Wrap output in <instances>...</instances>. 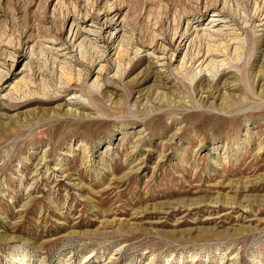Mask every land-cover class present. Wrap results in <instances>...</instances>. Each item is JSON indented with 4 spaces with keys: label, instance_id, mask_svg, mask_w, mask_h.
<instances>
[{
    "label": "rangeland",
    "instance_id": "rangeland-1",
    "mask_svg": "<svg viewBox=\"0 0 264 264\" xmlns=\"http://www.w3.org/2000/svg\"><path fill=\"white\" fill-rule=\"evenodd\" d=\"M208 27L241 47L205 76ZM0 74V264H264V0H0Z\"/></svg>",
    "mask_w": 264,
    "mask_h": 264
},
{
    "label": "bare ground",
    "instance_id": "bare-ground-1",
    "mask_svg": "<svg viewBox=\"0 0 264 264\" xmlns=\"http://www.w3.org/2000/svg\"><path fill=\"white\" fill-rule=\"evenodd\" d=\"M73 25V23H72ZM71 25V27H72ZM71 27H70V31H71ZM78 29V28H77ZM80 30V29H79ZM79 30H76L75 32V39L78 38V35L80 32H78ZM82 31V30H81ZM165 31V29H164ZM167 31V30H166ZM196 31H192L190 32V29H188V27L186 28L184 34L182 35V39L180 41V43L182 44H185L188 43V45L190 44L191 45V42L193 40V33H195ZM206 33H202L197 36V39L198 37H204L205 40H208L207 43H205L204 46H201V47H198V50L196 49V53L195 55L193 56V54H191L190 56H193L194 58H192L194 60V62H198V67H199V73L198 74H205L208 75V68H210V66L212 65H216V69L214 67L215 70H218L219 68H217V64H218V67H221L219 66V63L222 65L223 64V58H225V53L229 50H231V53L233 52H236V50H238V48H240V44L238 42V38L237 36H233L232 33H226V31H222L220 29H215V30H211L209 27L205 30ZM93 33V32H92ZM142 33V32H141ZM145 35V33H144ZM152 35V34H151ZM162 35V34H161ZM167 35V33H166ZM143 36V35H142ZM163 36V35H162ZM168 36V35H167ZM100 37V35H99ZM144 38V37H143ZM146 38H148L146 36ZM153 38V36H152ZM166 38V37H165ZM203 38V39H204ZM74 39V40H75ZM89 39V38H88ZM131 38H129L128 40V45H129V42ZM149 39V38H148ZM151 39V38H150ZM140 40V39H139ZM144 40V39H142ZM141 40V41H142ZM146 40V39H145ZM195 40V39H194ZM90 41V40H88ZM86 37H83L80 42L78 43V49L77 51L75 52V56L71 57L70 61H67V62H58L59 63H56L57 65L54 67V71L52 72L53 76L55 77V84H54V88L55 90H57L58 92H61V93H64V92H67L71 89V86L73 85V83H77V80H73V65L71 62H86V61H89V59L87 60L86 58V52H89L87 51V49H85L86 47L84 43H87L88 42ZM209 41H211V43H209ZM71 42V41H70ZM145 42V41H144ZM91 43V42H89ZM76 45V43H75ZM179 45V44H178ZM42 46V45H41ZM181 46V45H180ZM193 47V46H192ZM89 48V47H88ZM94 48L93 47V51H94ZM122 48L123 47V44L122 43H118L117 46L115 47L114 52L112 51V59L115 61H119L121 60L120 58L123 59V51L125 52V50H123ZM194 48V47H193ZM41 50L42 49H46L44 46H42L40 48ZM48 50V49H47ZM97 50V49H96ZM191 50V49H190ZM99 51V49H98ZM97 51V52H98ZM102 51V50H101ZM128 51H130L128 49ZM233 51V52H232ZM44 52V50H43ZM46 52V51H45ZM97 52H94L95 55L93 56V59L91 60V62H89L91 64V67H92V72H93V76H94V79H93V83H95V86L92 85L93 87L95 88H99V79L101 77L102 74H104L105 72H107V66L105 64L102 63V61L104 60L103 58V55L102 54H96ZM127 52V51H126ZM125 52V53H126ZM47 53V52H46ZM45 53V54H46ZM92 53V52H91ZM104 53V52H103ZM131 53V52H130ZM230 53V51H229ZM42 54V53H41ZM93 54V53H92ZM134 54V53H133ZM227 54V53H226ZM39 55V54H38ZM127 55V54H126ZM186 55V54H185ZM184 55V56H185ZM225 55V56H224ZM125 56V55H124ZM88 57V56H87ZM186 57V56H185ZM31 59L33 58L32 56L30 57ZM65 58V57H64ZM75 58V59H73ZM90 58V57H89ZM92 58V57H91ZM129 58V57H127ZM185 59V58H183ZM190 59V60H192ZM34 60L33 59L32 61L30 62H26L24 64V68L21 70V77L19 79H14L12 80L7 86L6 88L7 89V95L6 96H9L11 98H15L16 95H20L21 93H25V94H30V96L34 95L36 90H39V83H37V79L39 77V70L35 68V66L33 65L34 63ZM65 60V59H64ZM112 61V60H111ZM113 61V63H114ZM117 61V66L118 63ZM225 61V60H224ZM124 62V61H123ZM222 62V63H221ZM88 63V62H87ZM183 63V62H182ZM181 63V64H182ZM226 63V62H224ZM35 64V63H34ZM161 65V64H160ZM37 66V65H36ZM184 67V65H181ZM224 65H222L223 67ZM226 66V64H225ZM193 67V66H192ZM51 68V67H50ZM179 68V67H178ZM212 68V67H211ZM198 69V68H197ZM224 69V68H222ZM47 70V69H46ZM51 70V69H50ZM53 70V69H52ZM220 70V69H219ZM181 71V70H180ZM50 72V71H49ZM178 72V71H177ZM212 72V71H211ZM209 73V74H212V73ZM220 72V71H219ZM43 73V72H42ZM41 73V74H42ZM182 73V72H181ZM2 74V73H1ZM0 74V75H1ZM47 75V74H46ZM52 76V77H53ZM41 78V76H40ZM42 78L43 75H42ZM1 80V78H0ZM9 80V77H7L5 79V82ZM38 80H41V79H38ZM42 81V80H41ZM43 82V81H42ZM41 84V83H40ZM45 84V83H44ZM44 87V86H43ZM90 87V86H89ZM88 87V88H89ZM93 87H90L89 89L90 90H95ZM42 88V87H41ZM45 88V87H44ZM92 88V89H91ZM42 90V89H41ZM44 91L46 89H43ZM55 91V93L57 92ZM46 92V91H45ZM52 92V91H51ZM44 93V92H43ZM46 94V97H51L50 96V93ZM57 95V94H55ZM53 96V95H52ZM61 96L58 95L56 96V98H60ZM55 98V97H54ZM234 100V99H233ZM240 102V101H239ZM70 103V102H69ZM71 104H75V105H81V107H85L84 104H82L81 102H71ZM231 104H220V108L221 109H225V108H228L230 107Z\"/></svg>",
    "mask_w": 264,
    "mask_h": 264
}]
</instances>
